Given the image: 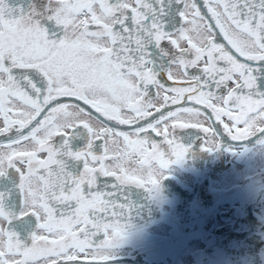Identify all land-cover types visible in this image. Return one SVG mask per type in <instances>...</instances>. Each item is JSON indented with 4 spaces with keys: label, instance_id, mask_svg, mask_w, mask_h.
Wrapping results in <instances>:
<instances>
[{
    "label": "snow or ice",
    "instance_id": "6c2138e0",
    "mask_svg": "<svg viewBox=\"0 0 264 264\" xmlns=\"http://www.w3.org/2000/svg\"><path fill=\"white\" fill-rule=\"evenodd\" d=\"M261 78L264 0H0V264H112L179 131L264 136Z\"/></svg>",
    "mask_w": 264,
    "mask_h": 264
},
{
    "label": "flooded vegetation",
    "instance_id": "af4514ba",
    "mask_svg": "<svg viewBox=\"0 0 264 264\" xmlns=\"http://www.w3.org/2000/svg\"><path fill=\"white\" fill-rule=\"evenodd\" d=\"M216 128L212 152L200 132L177 133L190 151L157 195L127 190L134 210L112 264H264V136L238 142Z\"/></svg>",
    "mask_w": 264,
    "mask_h": 264
}]
</instances>
